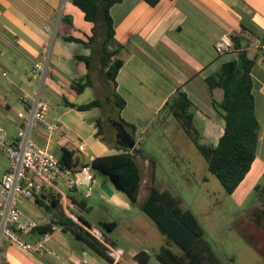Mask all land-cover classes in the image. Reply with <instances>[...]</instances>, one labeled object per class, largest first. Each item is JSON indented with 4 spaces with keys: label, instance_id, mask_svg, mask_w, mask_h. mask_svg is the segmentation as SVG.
I'll return each mask as SVG.
<instances>
[{
    "label": "crops",
    "instance_id": "0c3cea01",
    "mask_svg": "<svg viewBox=\"0 0 264 264\" xmlns=\"http://www.w3.org/2000/svg\"><path fill=\"white\" fill-rule=\"evenodd\" d=\"M68 1L62 0L59 10L55 7L57 0L0 1V127L5 130L8 139H16L17 124L21 120L18 112L28 114L29 105L33 104L37 96L44 100L49 106L48 117L57 124V128L49 132L44 127H38L31 136L49 150L53 145L61 148L62 154L63 148L75 151L71 161L72 170L68 173L73 181L81 182L79 186L73 187L67 183L69 192L60 188V180L55 186L45 187L61 193L69 216L75 218L82 214L95 227L99 221L117 222L112 230L103 233V238L94 234L100 240H107V247L112 250L108 253L114 262L125 264L121 260L126 255L132 260L131 264H141L134 256L141 250L151 256L147 249L129 248L123 252V247L114 245L132 242L138 235H143L139 232L141 227L131 223H126V230L120 232L124 221L118 212L125 214L131 211V199L121 191H116L107 176L90 165L97 156L116 153L117 149L112 145L114 142L109 141L111 146L102 142L97 137L96 124L86 121L89 116L94 120L98 116L95 109L79 110L68 105V102L87 103L80 100L79 92L72 83L88 71L86 64L84 71L81 64L75 62L77 71L71 75L68 62H80L76 56L89 55L91 51L80 43L65 40L64 35L86 38L93 26L90 31L75 27L72 10L66 8ZM110 14L115 38L123 46L120 56L124 63L116 76V92L125 100L121 116L135 126V145L138 147L145 141L147 134H157L155 130H161L157 134L159 142L166 141L167 145L172 144L181 150L192 148L194 144L197 149L177 120L169 121L172 114L162 110L168 98L178 89L185 91L195 106V125L201 132V143L217 144L224 132L225 121L213 106L206 77L222 63L237 59L238 52L232 48L217 53L215 43L220 38H231L232 35H243L249 40L245 47L248 56L256 59L251 75L260 129L255 160L231 194L234 201L243 204L246 192L264 178V52L261 48L264 42V0H158L155 4L147 0H121L111 6ZM63 16H71L72 24L63 22ZM36 62H41L43 69L39 77L32 78L31 71ZM96 80L94 87L100 92ZM23 96H27L26 102L22 100ZM80 144H84L83 150L79 148ZM145 151L152 154L148 149ZM0 153V161L3 160L6 165L5 173L10 161L1 148ZM83 166L90 167L94 177L92 180L82 170ZM157 174L159 176V172ZM159 187L169 188L164 183ZM69 193L83 201L88 211L66 198ZM89 197H94L92 202H88ZM0 199L3 202L1 196ZM98 203H101L99 205H102L103 210L94 214ZM19 208L23 213L20 205ZM49 220L48 215L38 223H48ZM64 233L61 228L55 231L50 246L65 261L54 255L40 256L29 252L41 259L37 264H115L84 244L80 245L81 254L69 253V239ZM27 236L33 241L40 238L39 234L34 233ZM68 254L77 260L68 259ZM86 258L87 262L84 261ZM25 259L26 262L31 261L28 257Z\"/></svg>",
    "mask_w": 264,
    "mask_h": 264
},
{
    "label": "trees",
    "instance_id": "16d2710c",
    "mask_svg": "<svg viewBox=\"0 0 264 264\" xmlns=\"http://www.w3.org/2000/svg\"><path fill=\"white\" fill-rule=\"evenodd\" d=\"M119 1L71 0L93 26L86 38L64 35L65 40L80 43L91 51L89 55L76 56L85 62L88 71L73 81V88L82 93L88 86H94L93 71L97 69L96 77L105 93L104 100L97 97L85 104L68 102V105L79 110L99 108L100 114L95 118L97 137L109 144V141L114 142L112 145L117 149L116 153L95 157L90 165L94 170L104 173L114 187L124 192L131 201L138 203L160 232L167 236L165 245L155 254L159 264H227L214 251L204 224L193 208L185 204L183 196L169 188L159 187L156 157L137 145L129 147L132 142H136V129L121 116L125 100L116 92V76L124 63L120 56L123 46L115 38L110 14L111 6ZM147 1L155 4L158 0ZM62 21L69 25L73 22L71 16H63ZM231 39L238 58L222 63L206 77L213 106L225 121L224 132L218 143H201V132L195 125V106L185 91L176 90L162 109L174 116L187 137L196 144L208 170L219 179L228 194L235 191L255 160L260 129L251 75L256 59L248 56L245 46L249 40L243 35H232ZM106 123L110 125V130L106 129L107 136L104 135ZM74 155L75 151L63 148L59 162L65 170H72ZM255 188L259 192L261 205L252 207L247 217L239 218L235 224L250 242L260 244L264 249V184H257ZM66 198L88 211L84 202L74 195L69 193ZM34 199L50 217L48 223L39 224L34 234L50 231L55 224L62 231L72 233L109 262L123 264L114 262L107 251V240H100L93 233L95 225L84 215L78 214L74 218L66 213L60 192L44 187ZM98 225L110 231L117 222L99 221ZM171 243L178 245L182 252L173 251ZM134 259L141 264H149L151 256L141 250Z\"/></svg>",
    "mask_w": 264,
    "mask_h": 264
},
{
    "label": "rangeland",
    "instance_id": "374dc122",
    "mask_svg": "<svg viewBox=\"0 0 264 264\" xmlns=\"http://www.w3.org/2000/svg\"><path fill=\"white\" fill-rule=\"evenodd\" d=\"M57 1L58 3L55 7L59 10L62 0ZM66 8L72 10L75 17V27L90 31L92 23L83 18L82 12L74 6L70 0L68 1ZM75 62L81 64L84 71L86 70L84 61L78 62L71 60L68 62V65L70 66V70L68 71L71 72V75H74V72L77 71V65L75 67ZM63 67L65 68V66ZM67 68L69 69V67ZM97 72V69L93 71L94 79H97ZM99 81L100 80L97 81V84L100 87V92L94 86H88L84 92L77 93L79 94L80 100L89 102L97 97H101L104 100V87ZM91 109L96 110V115L100 114L99 108L94 107ZM168 119L170 122L175 121L173 115H170ZM86 121L92 125L96 124L94 118L91 116H89ZM104 126V135L107 136L106 129L107 131L110 130V125L106 123ZM155 131H157V134L158 132H162L161 130ZM157 134L155 132H150V134L145 136V141L139 145L142 149L145 145L144 148L148 149V151H150L157 159V183L159 185L161 183H164L165 185L167 184L170 189L180 193L185 202L193 207L206 228L207 237L211 241L214 251L227 264H264V249L261 248L260 244L250 242L235 224L239 218L247 217L249 210L252 207L261 205L259 192L255 186L248 190L243 196V204L234 201L231 194L226 193L219 179L208 170L206 161L199 153L198 149L195 148L194 144L192 145V148L186 147L181 150L180 148H175L172 144H170V146L167 145L168 143H166V141L159 142ZM160 138L162 140V137ZM101 141L104 142L103 140ZM105 144L111 146L107 142ZM50 151L58 159L62 156V150L61 148H57V146L53 147L52 145ZM182 151H184V153ZM5 167L6 165L4 161H0V175L4 173ZM158 172L159 176L157 174ZM69 175V173L66 175L65 181H59L60 188L65 192L69 190L67 186L69 180H74L70 178ZM109 183L111 182L109 181ZM258 184H264V178L260 180ZM115 190L119 192L118 189L115 188ZM122 193L127 196L124 192ZM93 199L94 197H89L87 200L88 202H92ZM1 202L2 199H0V203ZM99 204L101 203H98L97 205ZM132 204L133 208L131 211H128L125 214L118 212L119 217L124 221L120 228V232L126 230V223H131L141 227L140 230H143L144 232L140 230L139 232H142L143 235H138L132 242H121L114 245L123 247V252L129 248H145L151 253L149 264H159L155 254L161 246L165 245L167 236L160 232L156 224L145 212L142 211L138 203L132 201ZM18 205H20L21 209L24 211L21 214L22 220L33 219L38 222L49 215V213L44 210V207L39 206L35 202L34 198L28 199L20 197ZM102 210V205H99L95 208L94 214L101 213ZM108 213H110V211H108ZM115 215L117 217V214ZM107 231L108 230L105 228L97 225L94 228L93 233H96L98 237L103 238V233ZM64 234L66 239H69V253L81 254L82 250L80 245L82 244L88 249L93 250L89 245L76 239L71 233L65 232ZM23 238L27 241H33L30 236H24ZM170 247L177 253L182 252V249L175 243H171ZM2 249L6 258L12 261L13 264H31V262L37 264V262H40L39 260H41L35 255L30 254L29 251L22 248L21 245L16 241H13L9 236L3 238ZM107 250L108 252H112L111 249L107 248ZM94 252L97 253L96 251ZM26 257L31 261L26 262ZM69 257H71L73 261L77 260V258L72 257L70 254H68L67 258L69 259ZM76 257L83 260L80 256L76 255ZM87 260V258L84 259L86 262ZM121 261H124L125 264L132 263V260L128 259L126 255H123Z\"/></svg>",
    "mask_w": 264,
    "mask_h": 264
},
{
    "label": "built area",
    "instance_id": "2783aa9c",
    "mask_svg": "<svg viewBox=\"0 0 264 264\" xmlns=\"http://www.w3.org/2000/svg\"><path fill=\"white\" fill-rule=\"evenodd\" d=\"M232 46L231 38H220L215 43V50L217 53H223L232 49ZM261 48L264 52V42ZM41 69V62H36L31 77H39ZM26 97H22L25 102ZM48 109V104L37 96L33 104L29 105L28 114L19 111L18 117L21 120L17 124L16 139H8L5 130L0 127V148L10 161L8 170L0 178V196L4 199L0 203V264H11L2 249L5 236H9L29 252L40 256L54 255L65 261L63 256L50 246L53 233L60 227L54 224L50 231L41 233L39 239L25 240L23 237L33 234L39 223L33 219L22 220L18 205L20 197L36 198L45 186H55L58 180L65 179L69 171L60 165L59 159L47 147L38 144L31 136L32 131L38 127H44L49 132L57 128V124L48 117ZM79 148L83 150L84 144H80ZM82 170L90 180L94 178L90 167L83 166ZM80 183L69 180L68 184L73 187L79 186Z\"/></svg>",
    "mask_w": 264,
    "mask_h": 264
},
{
    "label": "water",
    "instance_id": "95a60500",
    "mask_svg": "<svg viewBox=\"0 0 264 264\" xmlns=\"http://www.w3.org/2000/svg\"><path fill=\"white\" fill-rule=\"evenodd\" d=\"M118 136H120V134H118ZM134 145H135V142H132V143L129 145V147L132 148V147H134Z\"/></svg>",
    "mask_w": 264,
    "mask_h": 264
}]
</instances>
